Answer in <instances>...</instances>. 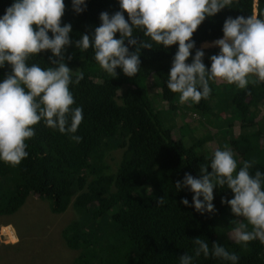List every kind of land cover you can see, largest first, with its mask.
Returning a JSON list of instances; mask_svg holds the SVG:
<instances>
[{"label": "trees", "instance_id": "trees-1", "mask_svg": "<svg viewBox=\"0 0 264 264\" xmlns=\"http://www.w3.org/2000/svg\"><path fill=\"white\" fill-rule=\"evenodd\" d=\"M253 1L233 0L231 6L207 17L192 40L196 44L222 38L225 19L253 16ZM12 3L0 0V17ZM64 3L62 25H72V40L91 34L100 25L101 12L112 15L120 10L118 0H86V10L80 14L72 10L71 0ZM255 5V16L264 18V0H255ZM134 35L151 42L142 32ZM177 47L165 49L153 43V48L141 49L136 75L125 76L117 68V77L111 78L94 60L91 48L80 52L69 46L67 66L84 73L79 84L69 86L75 100L72 107H82L83 120L72 134H61L41 121L33 126L35 135L26 141L27 158L16 166L0 161V215L13 213L29 195L45 201L52 214L71 209L73 218L57 230L65 245L79 252L70 264H179L181 255L193 254L196 237L206 239L209 247L216 242L235 252L237 264H264V244L259 240L247 245L229 242L224 230L218 229V221L230 210L221 203L222 198H232L229 189L215 188L214 212L201 214L180 203L187 199L191 205L193 194L186 188L177 192L175 187L185 173L199 178V166L208 163L214 152L206 143L221 134L228 139L217 137L219 145L234 149L238 167L244 161H255L250 171L264 172V144L260 141L264 113L255 120L264 108V82L239 89L222 80L210 81L212 91L206 99L180 103V94L166 85ZM218 52L219 48L208 51L203 58L206 67L211 66L209 57ZM51 55L50 51L32 55L28 63L47 68ZM10 71L7 63L0 68V82ZM154 88L158 90L151 92ZM223 118L229 125L222 129ZM234 124L239 131L235 136L231 131ZM206 127L216 131L212 135L205 131L207 135L201 137ZM72 135L81 141H74ZM117 149L121 154L111 167L105 157ZM159 197H163V205L156 203ZM37 220L33 217V224ZM193 264L228 262L201 254Z\"/></svg>", "mask_w": 264, "mask_h": 264}, {"label": "clouds", "instance_id": "clouds-1", "mask_svg": "<svg viewBox=\"0 0 264 264\" xmlns=\"http://www.w3.org/2000/svg\"><path fill=\"white\" fill-rule=\"evenodd\" d=\"M118 2L119 11L112 15L101 12L100 25L91 34H80L77 40L70 38L72 25H62L64 0H13L5 9L0 17V68L7 63L11 71L0 82V161L16 166L27 158L26 141L35 135L33 126L41 121L61 134L77 132L83 109L72 107L75 100L69 86L79 84L84 73L67 66L65 53L69 46L80 52L91 48L100 68L109 77L116 78L117 68L128 77L140 71L141 49H151L153 43L165 49L177 45L166 85L171 92L180 94V103H199L206 99L212 91L210 81L222 80L239 89L264 82V18L255 16V0L253 16L227 17L222 38L205 39L196 44L192 37L198 26L207 17L231 6L233 0ZM71 5L76 14L86 10V0H71ZM135 31L142 32L151 42L134 35ZM210 41V45L202 46L203 42ZM215 48L219 52L209 57L211 66L206 67L203 58ZM44 51L52 54L47 68L35 63L29 65L32 55ZM190 56L191 63H187ZM71 58L68 56V60ZM71 139L80 142L82 138L72 135ZM221 146L224 145L214 149L208 163L199 166V178L185 173L182 180L176 181L177 192L186 188L193 194L191 205L187 199H181L180 203L194 207L201 214L213 213L214 189L227 188L233 196L222 198L221 203L229 206L226 214L234 219V225L223 229L224 236L237 244L247 245L258 240L264 244V172L250 171L255 161H244L238 167L231 149L225 145L222 150ZM156 203L163 205V197L157 198ZM1 227L0 237L5 236ZM192 242L193 254L181 255L179 264H193L201 254L228 264H237L239 260L235 252L216 242L211 247L201 237L193 238Z\"/></svg>", "mask_w": 264, "mask_h": 264}, {"label": "rangeland", "instance_id": "rangeland-1", "mask_svg": "<svg viewBox=\"0 0 264 264\" xmlns=\"http://www.w3.org/2000/svg\"><path fill=\"white\" fill-rule=\"evenodd\" d=\"M200 47L202 48V46ZM219 81L221 80H216V82ZM157 90V88H154L151 92ZM263 111L264 108H261L255 120L259 119L260 115L264 113ZM194 114L198 117L196 113ZM223 119L225 123L222 129L229 125L228 119ZM205 131L212 135L216 130L212 127H206L205 130H201V137L207 135ZM231 131H233L234 136L239 133L236 124L231 127ZM219 133L222 132L219 131ZM217 137L226 141L228 139L224 134L217 135ZM217 137L211 138L206 146L216 149L219 146ZM225 137L227 138L225 139ZM260 141L263 145L264 138ZM228 148L234 150L231 146H228ZM120 154L121 149L113 150L106 155L105 161L113 167ZM234 157L238 156L234 154ZM33 217L38 219L36 224H33ZM72 218L73 211L71 209H67L61 214H52L45 201L37 200L32 195L28 196L13 213L0 215V222L3 223L9 220L11 231L14 230L19 237V242L16 245L0 244V264H70L76 259L79 252L68 248L61 237L59 238L57 230L58 227L62 228ZM6 225L8 224L2 226ZM231 225H234V219L227 214L218 221L220 230L230 228Z\"/></svg>", "mask_w": 264, "mask_h": 264}, {"label": "crops", "instance_id": "crops-1", "mask_svg": "<svg viewBox=\"0 0 264 264\" xmlns=\"http://www.w3.org/2000/svg\"><path fill=\"white\" fill-rule=\"evenodd\" d=\"M2 222V221H1ZM0 222V227L2 226V225H5V224H10L11 225V222L9 221V220H6L5 222H3V223H1ZM4 227V226H3ZM2 227V228H3ZM2 236V235H1ZM14 237H15V240L13 241V242H10V241H8V239L5 237V236H2V237H0V244H2V245H16L19 241H18V239H19V237L17 236V235H15L14 234Z\"/></svg>", "mask_w": 264, "mask_h": 264}, {"label": "bare ground", "instance_id": "bare-ground-1", "mask_svg": "<svg viewBox=\"0 0 264 264\" xmlns=\"http://www.w3.org/2000/svg\"><path fill=\"white\" fill-rule=\"evenodd\" d=\"M211 42H212V41H210V42H205L203 45H205V44H209V45H210ZM203 45H202V46H203ZM1 231H2V233L6 236V238L8 239V241L13 242V241L15 240V237H14V235L12 234L11 227H10L9 225L4 226L3 228H1Z\"/></svg>", "mask_w": 264, "mask_h": 264}]
</instances>
